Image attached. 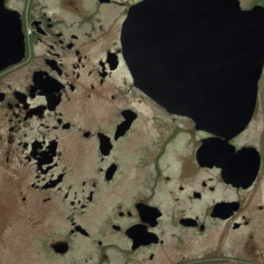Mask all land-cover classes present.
I'll use <instances>...</instances> for the list:
<instances>
[{"label":"flooded vegetation","instance_id":"flooded-vegetation-1","mask_svg":"<svg viewBox=\"0 0 264 264\" xmlns=\"http://www.w3.org/2000/svg\"><path fill=\"white\" fill-rule=\"evenodd\" d=\"M145 0H3L2 201L38 264H264V59L248 123L207 130L139 88L123 32ZM260 23L264 0H238Z\"/></svg>","mask_w":264,"mask_h":264},{"label":"water","instance_id":"water-1","mask_svg":"<svg viewBox=\"0 0 264 264\" xmlns=\"http://www.w3.org/2000/svg\"><path fill=\"white\" fill-rule=\"evenodd\" d=\"M123 45L136 85L161 105L207 130L230 133L250 120L264 41L238 0H145ZM24 53L19 17L0 0V71Z\"/></svg>","mask_w":264,"mask_h":264},{"label":"rangeland","instance_id":"rangeland-1","mask_svg":"<svg viewBox=\"0 0 264 264\" xmlns=\"http://www.w3.org/2000/svg\"><path fill=\"white\" fill-rule=\"evenodd\" d=\"M0 172V264H38L34 245L24 230V223L13 216L2 201L4 190Z\"/></svg>","mask_w":264,"mask_h":264}]
</instances>
